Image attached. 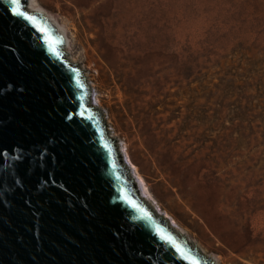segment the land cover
Returning a JSON list of instances; mask_svg holds the SVG:
<instances>
[{"label": "rangeland", "instance_id": "1", "mask_svg": "<svg viewBox=\"0 0 264 264\" xmlns=\"http://www.w3.org/2000/svg\"><path fill=\"white\" fill-rule=\"evenodd\" d=\"M36 2L138 193L214 264H264V0Z\"/></svg>", "mask_w": 264, "mask_h": 264}, {"label": "water", "instance_id": "2", "mask_svg": "<svg viewBox=\"0 0 264 264\" xmlns=\"http://www.w3.org/2000/svg\"><path fill=\"white\" fill-rule=\"evenodd\" d=\"M13 8L42 31L13 16ZM64 43L50 20L26 10L25 0H0V56L23 85V94L0 108L7 125L0 147L9 151L0 173L13 155L27 156L32 176L27 190L17 183L14 203L7 199L13 190L0 188V264H123L112 234L134 242V250H124L132 264H186L176 247L198 264H213L142 200L106 118L90 102L85 71L64 59ZM16 143L23 147L9 150Z\"/></svg>", "mask_w": 264, "mask_h": 264}, {"label": "snow or ice", "instance_id": "3", "mask_svg": "<svg viewBox=\"0 0 264 264\" xmlns=\"http://www.w3.org/2000/svg\"><path fill=\"white\" fill-rule=\"evenodd\" d=\"M13 5L19 4L20 0H9ZM13 16H19L32 24L38 33L42 30L33 22L32 18L26 16L22 11H17L16 8L12 10ZM46 35V33L44 34ZM45 43L50 46L54 45L55 41H50L45 39ZM7 47V46H5ZM23 85L18 84L17 78L8 71L6 58L0 56V108L3 107L5 103L10 101L14 96L19 98V95H22V92H19L18 89H22ZM83 118V117H82ZM7 125L0 121V145H4L6 140L3 133L5 132ZM47 140H45V144ZM23 145L16 143L9 146V150H15L16 148H22ZM26 149L25 151H28ZM9 155V151H5L3 147H0V164L5 163L6 158ZM39 155V153H38ZM48 164L51 163L50 160L46 161ZM31 168L30 159L27 156H16L13 155L12 162L9 164V170L3 173H0V188L7 186L9 189H12L11 195L7 196L9 202L14 203L15 197L20 193V189L17 188V183L22 185L25 190H27L29 182L32 180V176L29 175V170ZM39 170V164H37V173ZM33 173V176L37 175ZM45 179L48 177V173H44ZM39 181L37 180V183ZM119 231V229H117ZM112 242L115 245H118L117 251L121 252L124 256L123 264H132V261L128 259L127 253L124 251L125 248L129 250H134V242L132 240H127L115 234H112ZM169 243H171L169 241ZM176 252L180 254V258L186 262V264H198V262L191 256L184 253L179 247H176ZM116 264H121V261L117 259Z\"/></svg>", "mask_w": 264, "mask_h": 264}, {"label": "bare ground", "instance_id": "4", "mask_svg": "<svg viewBox=\"0 0 264 264\" xmlns=\"http://www.w3.org/2000/svg\"><path fill=\"white\" fill-rule=\"evenodd\" d=\"M26 1V10L29 12V13H36V14H42L43 16H45L48 20H50L53 24H54V26L56 27V29L58 30V32L62 35V37L65 39V43H64V50H63V52H64V54H66L67 53V55L64 57V59H65V61H67L68 60V63L72 66L73 64H75L74 65V67L77 69L79 66H78V63L75 61V60H73L70 56H69V52L67 51V46H66V35H65V29H64V27H62L57 21H56V19H55V17L52 15V14H50V13H48V12H46L44 9H42L40 6H39V4L36 2V0H25ZM81 68V67H80ZM126 165V164H125ZM126 169V168H125ZM138 176H139V174H138ZM141 193V192H140ZM142 194V193H141ZM149 193H148V191L146 190V189H144V192H143V195H148ZM150 198V197H149ZM142 200L143 201H149L148 200V198H146V197H142ZM149 204H150V202H149ZM151 205V204H150ZM152 206V205H151ZM153 208V207H152ZM154 209V208H153ZM158 214H159V212L156 210V209H154ZM161 215V214H160ZM163 216V215H162ZM163 217H165V219H166V223H167V225L171 228V229H174L177 233H180L173 225H170V223H169V220H168V217L165 215V216H163ZM181 234V233H180ZM182 235V234H181ZM184 236V235H183ZM195 246V245H194ZM199 251H200V253L201 254H203V255H205V256H210V255H207L201 248H199V247H197V246H195ZM214 261V260H213ZM213 264H214V262H213Z\"/></svg>", "mask_w": 264, "mask_h": 264}, {"label": "trees", "instance_id": "5", "mask_svg": "<svg viewBox=\"0 0 264 264\" xmlns=\"http://www.w3.org/2000/svg\"><path fill=\"white\" fill-rule=\"evenodd\" d=\"M140 136L142 137V139L144 138L145 140H147L148 138H150V134H149V132H148V128L146 127H144V130L142 129V130H140ZM145 144V143H144ZM145 146H146V150L147 151H149L150 153L152 152V146H149V145H147V144H145ZM158 163H159V160H158ZM130 182V181H129Z\"/></svg>", "mask_w": 264, "mask_h": 264}]
</instances>
